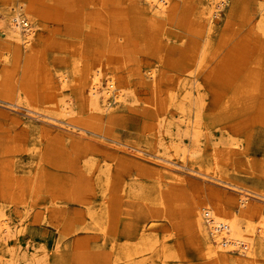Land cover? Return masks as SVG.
Listing matches in <instances>:
<instances>
[{
  "label": "rangeland",
  "instance_id": "rangeland-1",
  "mask_svg": "<svg viewBox=\"0 0 264 264\" xmlns=\"http://www.w3.org/2000/svg\"><path fill=\"white\" fill-rule=\"evenodd\" d=\"M13 2L30 47L7 36ZM210 2L0 0V264H245L205 255L193 210L264 216V0H227L212 27ZM98 68L124 93L110 109L88 99Z\"/></svg>",
  "mask_w": 264,
  "mask_h": 264
},
{
  "label": "bare ground",
  "instance_id": "bare-ground-1",
  "mask_svg": "<svg viewBox=\"0 0 264 264\" xmlns=\"http://www.w3.org/2000/svg\"><path fill=\"white\" fill-rule=\"evenodd\" d=\"M171 1L172 0H146V2L149 5L152 17H156V16H164L165 17V15L167 14V8L169 7ZM226 2H227V0H211L210 8H209V14H210L209 25L211 24L210 27H212L213 19L217 18L220 15L219 10L224 6V4ZM149 8H147V9H149ZM8 9L12 10L11 14H9V16H8L7 22L4 23V24H6L5 26H6L8 38L12 41V43H14V42L17 43V42L22 41L25 48L30 47L33 44V40H34L35 33H36V29L33 26H31L30 25L31 23L28 21L31 19L25 18V16L23 15V12H22L23 8L21 7V5H18L14 2L9 3ZM22 27L26 28V29L22 30L23 29ZM102 71H103L102 68H98V69H96V71H94L95 75H94V77H91L88 99H89L90 105L94 108H98V107L100 108V103H101L100 101H102L104 103L103 106H105L106 109H110V107H111L110 99L112 98V100L115 101L116 103L117 102L118 103L123 102V100H124L123 94L124 93H122V89L119 87L120 84H118V86H116L117 81H116V78L114 76H112L111 78L108 79V83H107L108 87L107 88L106 87L101 88L102 84H101L100 78L102 75ZM151 77L154 79L155 75L152 74ZM67 79H68V74L63 73V75H62L63 85L64 84L66 85ZM153 81L155 83L156 79H154ZM186 81H188V80H185V82ZM195 83H193V84L195 85ZM198 84L199 83H197V85ZM190 88H191V92H192L193 88L191 87V84H190ZM194 88H195V86H194ZM197 88H198V86H197ZM186 92L189 93L190 91L186 89ZM177 94H179V93H177ZM187 95H190V94H187ZM181 96H183V95H181ZM181 105H182V109H184L185 108L184 103ZM102 109H104V108H102ZM106 109H104V110H106ZM96 110H98V109H96ZM197 117H198V114H197ZM191 123L193 126L194 122H191ZM198 162H200V161H198ZM3 175H4V171H3ZM165 176L167 177V179L171 178L170 175L169 176L165 175ZM160 177H161V175H160ZM173 179H170V180L172 181ZM3 182H4V179L1 182V186H0L2 193L4 192V183H5V182L4 183ZM173 182H175V180ZM223 182H225V181H223ZM239 188H241V187H239ZM5 190H6V187H5ZM245 190L243 189V190L239 191L240 193L244 194L243 202H242L243 208H246L249 206L248 196L250 194L247 193ZM260 196L264 197V195H260ZM223 206L220 202H217V201L212 202L210 199H207V200L205 199L204 201H202L200 203H196V205L194 206V210H193L195 212L194 213V225L197 228V230H198V232L201 235V238L203 240L205 255L208 258L215 260V261H219L220 260L219 258H221L220 256H224L225 259L228 261V260H230L229 254L230 253L233 254V252L238 250L240 255H241V258L239 260H241L245 264H248L249 262H253L254 257L256 255L264 253V216L262 218H260L261 220L259 222L257 221L255 223H252V221L251 222L247 221L248 223H246V222L243 223L240 221L241 219H239L237 217L239 219L238 220L236 218V216H235L236 219L228 220L223 215V211H224ZM0 218H1V221H0L1 239L3 238L4 241H9L10 235H12L14 233L13 232V228H14L13 227V221H11L9 215H7L3 210L1 212ZM208 234L210 235V238H212L213 243L211 241L210 242L207 241V237H208L207 235ZM144 237H146V236L144 235ZM146 240H147L148 245H150V247L152 248L151 251L157 252L158 250L157 251H155V250L158 248V246H160V245H158L159 240L155 239L156 241L154 243H153V239L151 241L150 237H146V239L144 241L146 242ZM143 244H145V243H143ZM165 248L167 249V247H165ZM124 249H125V247H124ZM154 252H153V255H154ZM165 252H166V250H165ZM127 254L130 257L128 264H134L133 260H132L133 259L132 256L134 255V253H127ZM36 259L37 258L32 259L33 264H35L39 261V259L38 260H36ZM13 264H22V263L14 262Z\"/></svg>",
  "mask_w": 264,
  "mask_h": 264
}]
</instances>
